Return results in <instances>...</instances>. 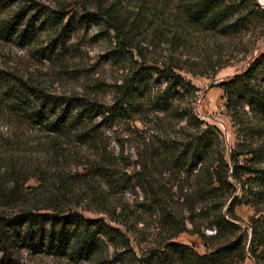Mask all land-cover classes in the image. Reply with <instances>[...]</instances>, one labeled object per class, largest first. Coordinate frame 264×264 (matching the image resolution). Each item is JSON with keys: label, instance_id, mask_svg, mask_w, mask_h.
Segmentation results:
<instances>
[{"label": "trees", "instance_id": "16d2710c", "mask_svg": "<svg viewBox=\"0 0 264 264\" xmlns=\"http://www.w3.org/2000/svg\"><path fill=\"white\" fill-rule=\"evenodd\" d=\"M186 9L191 25L222 30L243 24V16L232 21L241 12L247 10L249 17L256 19L264 13L256 0H186ZM59 18L48 14L44 23L59 31L61 38L69 24H62ZM19 24L6 21L0 24V31L27 43L36 35L35 25L29 19L19 32ZM52 53L49 51V58ZM164 76H170V84L152 100V107L186 120L187 130L147 142L138 156L140 169L131 177L122 173L106 146L103 124L96 122L100 115L105 122L110 119L108 113H117L114 107L78 95L45 93L0 68V116L10 117L13 126L11 134L0 135V254L28 250L89 264L120 262L131 245L120 227L125 226L121 219L124 211L117 213L113 198L141 187L151 197L145 205L167 218L172 232L148 264H244L247 252L256 262H264V254L256 247L258 238L264 246V213L255 226L251 225L249 244L248 228L239 222L236 207L250 201L235 195L240 185L242 196L264 200V52L221 85L226 109L237 134L243 137L240 146L252 155L249 166L239 164L236 150L227 158L220 129L201 120L193 106L183 109L168 103L167 94L172 92L170 98L176 97L179 92L174 93L173 88L186 86V82L174 72ZM140 85L133 89L126 85L118 101L139 106ZM74 160H79L75 169ZM167 174L177 182L175 191L159 179ZM31 180L35 184L27 185ZM254 184L261 190L249 187ZM88 205L109 215L111 222L79 210H89ZM9 209L15 211L13 215L7 214ZM187 220L207 251L200 253L188 243L172 240L187 230ZM204 230L215 232L207 235ZM142 262L139 264L146 263Z\"/></svg>", "mask_w": 264, "mask_h": 264}, {"label": "rangeland", "instance_id": "374dc122", "mask_svg": "<svg viewBox=\"0 0 264 264\" xmlns=\"http://www.w3.org/2000/svg\"><path fill=\"white\" fill-rule=\"evenodd\" d=\"M0 1V24L19 21L20 32L32 19L36 34L26 43L18 36L0 31V68L16 73L45 93L66 97L78 95L114 107L116 114L108 113L111 118L106 122L100 115L96 122L103 124L106 146L122 173L132 177L140 169L138 156L146 149L147 142L152 143L163 135L177 136L187 130L184 128L186 120H178L152 107V100L170 84V76H164L166 72H174L186 82V86L173 88L174 93L179 92L176 97L170 98L172 92L167 94L168 103L183 109L193 106L201 120L220 129L227 158L236 150L239 164L251 165L252 155L240 146L243 137L237 134V126L226 109L221 85L246 70L264 52V13L260 12L261 16L256 19L249 17L247 10L241 12L232 21L243 16V24H232L222 30L191 25L186 17V0ZM256 2L264 8V0ZM24 8L25 12L21 14ZM48 14H56L62 18V24H69L67 34L59 38V31L48 28L44 23ZM49 51H53L50 58ZM137 83L141 84L139 106L119 102L123 88L126 85L136 88ZM125 108L130 109L125 111ZM10 122V117L0 116V135L11 134L13 126ZM76 163L79 160L72 162L73 169ZM159 179L175 191L177 182L171 174ZM33 184L35 180L27 185ZM249 187L261 190V186L255 184ZM242 192L238 185L235 195L250 202L238 205L236 213L242 226L248 228L250 244L253 238L251 225L255 226L264 213V200L261 202L252 195L242 196ZM150 201L151 197L141 187L130 188L113 198L117 213L124 211L121 219L125 226L120 227L131 245V251L127 250L121 256L123 260L113 261V264H139L142 261L148 264L147 261L171 236L167 218L145 205ZM89 206V210L78 209L88 217L111 222L109 215L95 212ZM6 212L13 215L15 211L9 209ZM186 227V231L172 240L188 243L200 253L207 251L208 247L199 236L191 232L192 225L188 220ZM204 231L207 235L215 232ZM262 244L263 239L258 238V253L264 254ZM209 246H212L211 242ZM7 253L6 256L0 254V264H89L28 250ZM110 255L114 256L112 248ZM244 264L264 262H256L247 252Z\"/></svg>", "mask_w": 264, "mask_h": 264}]
</instances>
